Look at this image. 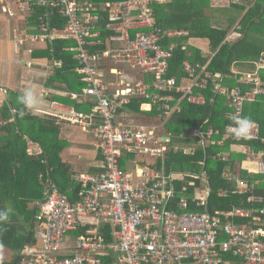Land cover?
Here are the masks:
<instances>
[{
  "label": "built area",
  "instance_id": "obj_1",
  "mask_svg": "<svg viewBox=\"0 0 264 264\" xmlns=\"http://www.w3.org/2000/svg\"><path fill=\"white\" fill-rule=\"evenodd\" d=\"M170 1L36 0L35 5L43 12L37 16V24L30 27V33L20 35L18 45L73 42L68 51L74 53V71L84 87L59 93L77 105H91L90 111L84 113L51 101L49 109L39 112L78 125L91 135L101 157V172L73 177L82 187L80 199L74 203L53 183L46 184L44 199L35 205L36 242L22 249L20 264H264V207L251 205L262 199L247 198L250 207L209 211L210 187L203 170L199 174L185 173L198 181H186L182 186L185 190L196 189L190 199H176L174 181L184 173H165L162 168L168 138L156 125L131 122V113L121 110L130 99L141 98L146 102L141 106L146 104L164 124L179 110L182 99L195 105L204 103L196 89L205 90L208 80L213 79L206 66L186 61V76L180 81L166 75L178 46L185 50L189 40L188 32L163 29L156 22L154 5ZM17 2L29 7L30 0ZM3 8L12 15L9 8ZM52 18L63 19L64 24L51 28ZM103 31L107 34L104 42ZM238 36L231 31L225 41ZM101 43L106 45L103 50L98 49ZM52 66L59 67L60 62H52ZM121 69L137 71L151 81L127 82ZM257 69H264V59ZM214 79L218 81L214 91L225 98L234 118L242 117L245 103L264 96V83L254 74L245 73L242 78L250 85L246 91L240 86L230 89L221 85L219 75H214ZM173 94L180 95L175 105ZM213 134L211 129L191 131L203 148ZM239 140H259L260 149L241 146L240 167L264 181V139L258 137V125L255 123L249 139H236L225 129L216 145ZM29 144L27 153L38 154L39 151H30ZM127 153L158 159L161 167L156 170L144 166L143 173L137 166L134 171L141 179L132 183L133 174L119 166ZM222 176L228 178L225 172ZM232 182L235 193L249 189L238 176H233ZM228 192L221 190L218 197H226ZM104 225L111 227V241L105 239ZM80 228H84L83 233L71 238Z\"/></svg>",
  "mask_w": 264,
  "mask_h": 264
},
{
  "label": "trees",
  "instance_id": "obj_2",
  "mask_svg": "<svg viewBox=\"0 0 264 264\" xmlns=\"http://www.w3.org/2000/svg\"><path fill=\"white\" fill-rule=\"evenodd\" d=\"M102 3L117 0H91ZM212 0H171L164 5H154V15L159 27L163 29H176L188 32L189 38L206 39L208 41L209 54L192 45L185 50L178 46L173 58L170 60L166 75L173 76L180 81L184 78L183 64L198 63L206 66V71L213 76L208 80L205 90H197L203 98L202 105L188 103L186 99L179 102V110L175 111L168 120L164 121L162 134L168 138L167 152L163 159L165 173L178 172L174 181L176 199L182 196L190 199L195 187L182 186L186 181L197 183V179L189 178L185 173L199 174L201 170L206 174L209 187V211L214 208L227 210L231 207H264V181L259 175H249L239 166L243 156L240 147L251 145L255 149L262 148L259 140H239L225 142L217 146L222 133L227 125L235 119L232 111L227 106L224 97L214 91V75L221 77V85L228 88L240 86L244 91L250 85L242 82L245 73H251L260 78L264 83V69H257L264 59V0H228L229 4L223 9V15L218 17L211 6ZM36 0H30L31 15L26 19L29 27L37 24V16L43 9L35 5ZM63 19L52 18L50 27H60ZM235 31L239 36L233 41L226 42V36ZM30 32V31H29ZM102 32V40L106 38ZM184 42L187 39H183ZM71 41L55 40L46 43L43 49L37 50L33 58L44 59L50 63L60 62L59 67H52V74L47 77L46 88L57 90L53 100L70 106L76 111L88 113L90 103L77 105L68 98L62 97L61 91H80L84 83L77 76L74 69L77 62L74 53L68 51L73 46ZM106 48L104 43L99 50ZM145 82L151 79L146 76L134 75ZM220 82V81H219ZM172 105L180 98V95H172ZM20 96L12 92L8 93V102L14 110V120L5 125H0V211L11 208L8 219L0 221V249H7L11 253L9 260H1L0 264H20L21 251L27 245L36 242L35 220L36 203L44 199V193L48 182L53 183L59 191L66 194L69 201H79L82 187L73 177L76 172L70 165L64 163L61 153L67 148L68 143L58 136V127L51 118L43 115H32L25 109L19 100ZM144 99L132 98L121 110L134 115H146L156 119L154 111L143 113L141 104ZM8 107L7 104H5ZM7 108L4 107V112ZM0 111V112H2ZM242 117L253 120L258 125V137L264 139V96L258 97L253 102H247L243 106ZM135 119V118H134ZM152 119V120H153ZM135 123L138 120H135ZM200 128L203 132L211 129L214 134L207 147L197 144V139L191 136V131ZM28 143L36 146L39 153L29 155ZM219 154H222L219 156ZM136 155L127 153L120 161L122 170L129 168V162ZM101 161V157H100ZM201 162L203 165H201ZM150 168L159 170L160 160H154ZM101 168L98 169L99 173ZM227 173L228 178L222 176ZM80 175V174H79ZM233 176H238L246 181L248 190L238 194L233 191ZM228 190L226 197H218L221 190ZM261 198L262 202L246 203L247 198ZM84 228L78 229L70 236L75 238L82 234ZM111 227L103 226L106 241H111Z\"/></svg>",
  "mask_w": 264,
  "mask_h": 264
},
{
  "label": "crops",
  "instance_id": "obj_3",
  "mask_svg": "<svg viewBox=\"0 0 264 264\" xmlns=\"http://www.w3.org/2000/svg\"><path fill=\"white\" fill-rule=\"evenodd\" d=\"M3 7L9 8L12 15L6 13ZM30 15L29 7H27L25 3L19 5L17 0H0V111H2L4 107L7 108L4 112H0V125H5L14 120V110L8 102L9 92L21 97L25 89H33L40 98V107L38 111L29 110V112H31L32 115H43L46 117L49 116L39 111L49 109L50 102L54 101V95L57 94V90L46 88L45 86L47 77H49L53 71L52 63L44 59L33 58V54H35L37 50L43 49L45 44L38 45L24 42L22 45H18L20 35L30 33V27L26 25V19H28ZM198 41L200 44L197 45L194 43ZM204 42H206V39L189 38L186 44L187 46L192 45L200 49L204 54H209V50L207 51L206 47L204 48ZM28 43L31 44L30 47H26ZM121 70L123 74L121 76L127 82L132 83L136 80H143L141 78H136L134 76L135 73H130L125 69ZM5 104H7L8 107H6ZM140 110L143 113L150 112L146 104L142 105ZM128 117L133 123H135L136 118H138V122L140 118L145 119V121L146 119H153L144 114H129ZM49 118L53 119L52 121L55 122L58 127L59 138L68 143L67 148L61 153L62 161L70 165L72 168L71 170L75 171L76 175L97 173L101 166V161L92 136L84 133L78 125L52 117ZM140 124L148 125L151 123L141 121ZM29 146L30 151H39L38 147L32 146L31 144H29ZM152 162H154L153 159L148 161V163L142 160L137 162L135 156L133 161L129 162L128 169L134 170L137 166L138 168L147 167ZM240 166H243L242 162ZM126 171L128 172L127 169Z\"/></svg>",
  "mask_w": 264,
  "mask_h": 264
},
{
  "label": "clouds",
  "instance_id": "obj_4",
  "mask_svg": "<svg viewBox=\"0 0 264 264\" xmlns=\"http://www.w3.org/2000/svg\"><path fill=\"white\" fill-rule=\"evenodd\" d=\"M25 109L38 111L40 107V98L36 92L29 88L25 89L23 95L19 98ZM255 127V122L249 118L237 117L233 123L227 125L226 133L232 134L236 139H249L251 138V130ZM11 208L0 211V221L8 219Z\"/></svg>",
  "mask_w": 264,
  "mask_h": 264
},
{
  "label": "rangeland",
  "instance_id": "obj_5",
  "mask_svg": "<svg viewBox=\"0 0 264 264\" xmlns=\"http://www.w3.org/2000/svg\"><path fill=\"white\" fill-rule=\"evenodd\" d=\"M228 4H229V1L228 0H212L211 1V6L216 11L215 15L218 16V17H220V16L223 15V9H226V7L228 6ZM194 43L197 44V45L200 44L199 41L198 42H194ZM38 45H40V44H38ZM204 45H205L204 48L206 47V49L208 51V41L207 40H206V42H204ZM27 46L30 47L31 44L28 43V44H26V47ZM125 70L128 71V72H130V73H135V75H138L139 74V72H137V71L133 72V71H130L128 69H125ZM136 119L138 120V118H136ZM141 121H144L146 123H151V124L156 125L159 131H161L163 129V124H162L161 121H159L158 118L154 119V121L153 120H147V119L145 121V119H141L140 118L139 119V122H141ZM32 152L33 153H36L37 151L32 150ZM141 160L144 161L145 163H148V161H150L151 158L137 155L136 156V161L138 162V161H141ZM141 169H142V167H141ZM127 170H128V173H132L133 174L132 179H131V182L132 183H136V182H138L141 179L140 177H137L136 176V174H137L136 171H134L132 169H127ZM142 172L145 173L146 170L142 169ZM10 258H11L10 251H8L7 249H0V261L1 260H3V261L9 260Z\"/></svg>",
  "mask_w": 264,
  "mask_h": 264
}]
</instances>
